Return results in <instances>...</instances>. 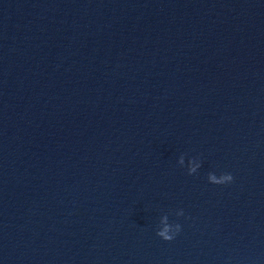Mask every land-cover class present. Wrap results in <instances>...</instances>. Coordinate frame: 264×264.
Listing matches in <instances>:
<instances>
[{"label": "water", "instance_id": "water-1", "mask_svg": "<svg viewBox=\"0 0 264 264\" xmlns=\"http://www.w3.org/2000/svg\"><path fill=\"white\" fill-rule=\"evenodd\" d=\"M0 264H264V0H0Z\"/></svg>", "mask_w": 264, "mask_h": 264}, {"label": "clouds", "instance_id": "clouds-1", "mask_svg": "<svg viewBox=\"0 0 264 264\" xmlns=\"http://www.w3.org/2000/svg\"><path fill=\"white\" fill-rule=\"evenodd\" d=\"M192 172L195 171V168L191 169ZM208 181L213 185H221L225 182L230 183L232 181V176L230 174H223L218 179L216 178L215 174L209 173L208 174ZM177 230L179 231V226H177ZM168 229L165 228L163 231L158 232L157 235L162 238L164 241H171L174 236L167 235Z\"/></svg>", "mask_w": 264, "mask_h": 264}]
</instances>
